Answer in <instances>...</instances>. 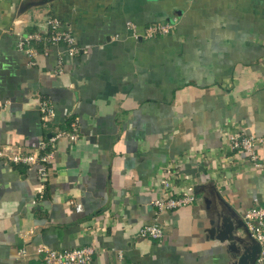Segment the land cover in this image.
Instances as JSON below:
<instances>
[{
  "label": "crops",
  "instance_id": "0c3cea01",
  "mask_svg": "<svg viewBox=\"0 0 264 264\" xmlns=\"http://www.w3.org/2000/svg\"><path fill=\"white\" fill-rule=\"evenodd\" d=\"M49 16L72 31L76 55L16 47ZM173 18L168 34L143 35ZM72 123L78 137L58 138L44 180L38 163L10 159ZM228 132L257 136L264 160V0H0V264L91 243L88 264H249L252 240L236 255L209 232L264 202V168L230 150ZM163 177L193 184L194 202L157 213ZM148 223L161 239L138 234Z\"/></svg>",
  "mask_w": 264,
  "mask_h": 264
},
{
  "label": "built area",
  "instance_id": "2783aa9c",
  "mask_svg": "<svg viewBox=\"0 0 264 264\" xmlns=\"http://www.w3.org/2000/svg\"><path fill=\"white\" fill-rule=\"evenodd\" d=\"M175 23L176 18L170 21L151 23L145 27L143 35L145 37H154L168 34L173 29ZM46 24L47 30L44 32L35 30L18 34L16 47L33 58L37 53L38 44H43L44 52H46L50 46L56 45L62 46L63 52L65 54L67 53L69 56L76 55L80 51L72 31L69 27L64 26L60 19L55 16H49ZM126 25L127 28L132 31L134 37L139 36L132 22H126ZM59 63H62V60ZM37 106L41 111V118L46 125L54 116L53 106L44 98L37 101ZM61 136H67L71 141L76 140L78 137L76 123H72L70 130L67 132L59 131L50 135L48 138H40L34 152H17L12 154L10 159L25 163H38V178L44 180L45 177L48 176V172H50V165L53 161L52 149L55 142ZM258 141L259 138L257 136L245 132H228L226 133L225 139V143L230 150L245 153L252 161L253 167L257 170H262L264 168V160H261L257 153ZM164 172L169 174L171 170L170 168H166ZM160 184L162 186L161 194L151 200L157 213H161L165 210H174L191 204L196 198L193 184H188L180 190H177L167 177L161 178ZM42 186L41 184L39 188L41 189ZM75 209L81 211V204H75ZM242 220L249 236L255 240L260 247L254 264H264V202L255 203L248 208L243 213ZM138 234L144 237L161 239L163 230L157 223H148L139 228ZM98 251L94 243L71 249H57L47 246L38 248V252L42 254V264H88L92 257L98 254ZM23 252L22 250L21 253Z\"/></svg>",
  "mask_w": 264,
  "mask_h": 264
},
{
  "label": "water",
  "instance_id": "95a60500",
  "mask_svg": "<svg viewBox=\"0 0 264 264\" xmlns=\"http://www.w3.org/2000/svg\"><path fill=\"white\" fill-rule=\"evenodd\" d=\"M240 227L245 229L244 235L240 234L238 231ZM209 232L211 235L215 233L219 239L227 240V247L236 255L240 254V246L237 244L238 241H240L241 244H245L247 240H252L253 245L250 251L251 255L248 256V261L250 262L249 264H254L260 247L259 244L249 236L242 218L234 219V217L232 218L231 216L223 217L222 224L218 228L212 227Z\"/></svg>",
  "mask_w": 264,
  "mask_h": 264
},
{
  "label": "trees",
  "instance_id": "16d2710c",
  "mask_svg": "<svg viewBox=\"0 0 264 264\" xmlns=\"http://www.w3.org/2000/svg\"><path fill=\"white\" fill-rule=\"evenodd\" d=\"M154 23H156V22H154Z\"/></svg>",
  "mask_w": 264,
  "mask_h": 264
}]
</instances>
